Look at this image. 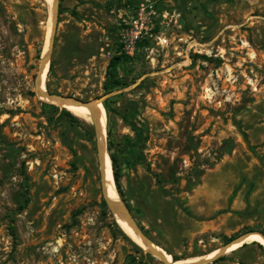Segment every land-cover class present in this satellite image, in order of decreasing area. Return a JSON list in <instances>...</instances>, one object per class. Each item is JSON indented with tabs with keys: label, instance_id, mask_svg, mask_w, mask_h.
Here are the masks:
<instances>
[{
	"label": "rangeland",
	"instance_id": "374dc122",
	"mask_svg": "<svg viewBox=\"0 0 264 264\" xmlns=\"http://www.w3.org/2000/svg\"><path fill=\"white\" fill-rule=\"evenodd\" d=\"M60 3L46 89L102 101L146 235L189 261L264 232V0ZM50 8L0 0V264H166L117 228L94 121L37 94ZM140 12L152 30L128 54L120 29ZM244 244L205 264H264Z\"/></svg>",
	"mask_w": 264,
	"mask_h": 264
},
{
	"label": "bare ground",
	"instance_id": "6f19581e",
	"mask_svg": "<svg viewBox=\"0 0 264 264\" xmlns=\"http://www.w3.org/2000/svg\"><path fill=\"white\" fill-rule=\"evenodd\" d=\"M51 4V10H50V20H49V31L47 34V41L45 44V50L49 49V42H50V34L52 30V26L54 23V12H55V0H47ZM47 68H48V61L45 64L44 67V73L42 77L40 78V87L42 90H46V81H47ZM46 101L57 104L74 115L78 116L81 119L91 121L95 120L98 124H100L101 132H100V147L105 152L106 158L104 161V183H105V194L110 197L111 199H114L115 201L123 204V199L121 198V194L118 190L114 174L112 172L113 162L111 155L108 152L107 147V126H108V112L106 110V107L102 104L100 101H92L91 109L90 107L86 105H81L78 103H70L68 101H65L64 99H54L49 97H42ZM117 220L120 222L122 227L126 230V232L131 236L133 240H135L140 246H142L145 250H149L150 246L148 245L146 239L142 237L139 233H137L132 226L128 223V221L122 217L120 214L115 215ZM258 241L264 246V238L257 232L248 233L246 237L243 240H240L238 242L233 243L229 246L226 253L230 252L231 250L238 248L242 246L246 242H253ZM147 247V248H145ZM153 248L160 252H165L160 246L157 244H153ZM220 252V248L218 250H215L205 256L195 258L194 260L189 261H174L172 256L168 253H166V256L169 261L174 262V264H188L193 263L196 261H204L211 259L215 255H217Z\"/></svg>",
	"mask_w": 264,
	"mask_h": 264
},
{
	"label": "water",
	"instance_id": "95a60500",
	"mask_svg": "<svg viewBox=\"0 0 264 264\" xmlns=\"http://www.w3.org/2000/svg\"><path fill=\"white\" fill-rule=\"evenodd\" d=\"M59 6H60V0H55L54 23H53L51 34H50L49 49L42 57L41 65H40L39 72H38V75H37V78H36L37 94L41 98L42 97H49V98H54V99H64L65 101H68L70 103H78V104H81V105H86V106L90 107V109H91L90 105L92 104V101H84L82 99H78V98H75V97H68V96H65V95H59V94L51 93V92L47 91V89L45 91L42 90V88L40 87V78L42 77V75L44 73L45 64H46L47 61H50L51 49H52V46H53V37L55 35L56 29H57V26H58ZM49 65H50V62H49ZM98 101H100V100H98ZM100 102H102V101H100ZM93 121H94V131H95L96 143H97V147H98L99 161H100V165H101L104 197H105V201H106L109 209L114 214V216L116 214H120L122 217H124L128 221V223L132 226V228L137 233H139L142 237H144L146 239L148 245L150 246V249L146 250L147 252H149L153 256L159 258L161 261H163L166 264H174V262H171V261L168 260L165 252H160V251H157V250H155L153 248V244L155 242L150 237H148L146 235V233L144 232V230L138 225L136 219L132 215L130 209L128 208V206L126 205L124 200H122L123 204H121V203L115 201L114 199H111L110 197H108L105 194L104 161H105V158H106V154L100 147V142H99L100 141V132H101L100 124H98L95 120H93ZM117 223H118V221H117ZM119 226L121 227L120 224H119ZM122 229L129 236V234L124 230V228H122ZM249 233H252V232H249ZM257 233H259L264 238V232H259L258 231ZM247 234L248 233H246L244 235H241V236L233 239L232 241L226 243L225 245L219 247L220 248V252L217 255H215L214 257H212L211 259L204 260V261H196V262L188 263V264H205V263H208V262L215 261L216 259H218L221 256L226 254V251H227V249L229 248L230 245H232L233 243L238 242L240 240H243L246 237Z\"/></svg>",
	"mask_w": 264,
	"mask_h": 264
},
{
	"label": "built area",
	"instance_id": "2783aa9c",
	"mask_svg": "<svg viewBox=\"0 0 264 264\" xmlns=\"http://www.w3.org/2000/svg\"><path fill=\"white\" fill-rule=\"evenodd\" d=\"M152 27L149 20L140 12L138 16L124 19L120 29L121 50L133 54L137 45L150 35Z\"/></svg>",
	"mask_w": 264,
	"mask_h": 264
},
{
	"label": "trees",
	"instance_id": "16d2710c",
	"mask_svg": "<svg viewBox=\"0 0 264 264\" xmlns=\"http://www.w3.org/2000/svg\"><path fill=\"white\" fill-rule=\"evenodd\" d=\"M63 12V8L61 7V3H60V6H59V14H61ZM74 12V11H73ZM120 59V56L116 55L115 57L112 58L111 60V68H112V72L115 70V67L116 65L118 64V60ZM52 63L50 65V68H52ZM115 83L117 84H120L121 81L119 79H115ZM44 105H48V106H51L52 108H57L56 105L54 104H51V103H43ZM64 108V107H63ZM63 112L64 114H67L69 115L73 121H76V122H80V119L78 118V116L74 115L73 113H71L70 111H68L67 109H63ZM110 137V135H109ZM111 146H112V141L111 139L108 140V149H111ZM111 158H112V162H113V169H114V176H115V181H116V184H117V187H118V190L123 198V200L125 201L126 205L130 208V205L128 202H126L125 198H124V195H123V192H122V189H121V183H120V171H119V167H118V164H117V158L114 156V155H111ZM116 226L117 228L120 230V232H122V234H124L127 238L128 235L123 231V229L116 223ZM136 245V243H134ZM246 245V243L244 244ZM138 248H140L138 245H136ZM224 258L221 257L220 259ZM177 258L175 257V260Z\"/></svg>",
	"mask_w": 264,
	"mask_h": 264
}]
</instances>
